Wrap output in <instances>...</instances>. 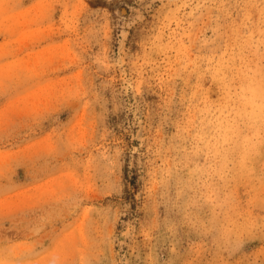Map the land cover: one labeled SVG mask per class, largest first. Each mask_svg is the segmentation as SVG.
Here are the masks:
<instances>
[{"label":"rangeland","instance_id":"rangeland-1","mask_svg":"<svg viewBox=\"0 0 264 264\" xmlns=\"http://www.w3.org/2000/svg\"><path fill=\"white\" fill-rule=\"evenodd\" d=\"M0 264H264V0H0Z\"/></svg>","mask_w":264,"mask_h":264},{"label":"trees","instance_id":"trees-1","mask_svg":"<svg viewBox=\"0 0 264 264\" xmlns=\"http://www.w3.org/2000/svg\"><path fill=\"white\" fill-rule=\"evenodd\" d=\"M134 184V183H133Z\"/></svg>","mask_w":264,"mask_h":264}]
</instances>
